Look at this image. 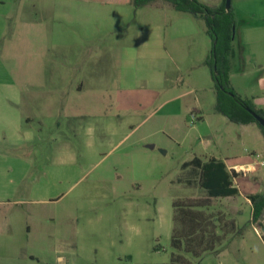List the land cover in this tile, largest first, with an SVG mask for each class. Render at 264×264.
<instances>
[{
    "label": "rangeland",
    "instance_id": "1",
    "mask_svg": "<svg viewBox=\"0 0 264 264\" xmlns=\"http://www.w3.org/2000/svg\"><path fill=\"white\" fill-rule=\"evenodd\" d=\"M0 1V264H169L173 202L205 197L198 175L184 166L193 150L203 148L192 131L199 118L192 114L195 125L182 121V131L192 135L177 146L162 133L147 138L158 128L152 117L116 104L113 91L85 88L83 96H75L73 82L92 80V69L101 73L99 84L116 79L109 58L125 46L126 12L111 0ZM263 8L255 16L235 12L232 79L238 94L246 91L240 79L258 83L262 77L244 67L239 34L245 24L263 20ZM47 22L48 31L42 30ZM198 27L210 49L205 23ZM207 74L200 85L213 86L209 69ZM45 84L46 94L40 89ZM110 97L111 106L105 104ZM42 98L62 99L65 110L57 116L44 112L38 104ZM72 102L83 105L89 117H73ZM140 123L131 134L130 126ZM208 125L200 131L207 138L215 131L209 138L214 155L248 150L238 138L239 125L222 115L212 120L213 128ZM198 155L203 161L215 158ZM234 165L228 162V169ZM254 168L247 173L250 179L240 172L237 196L215 199L202 209L204 216H213L211 223L203 221V229L213 230L221 243L229 241L227 250L220 258L179 253L190 264H264V211L253 223L247 199L263 191L264 166ZM234 226L243 232H232ZM181 227L176 224L178 234Z\"/></svg>",
    "mask_w": 264,
    "mask_h": 264
},
{
    "label": "crops",
    "instance_id": "2",
    "mask_svg": "<svg viewBox=\"0 0 264 264\" xmlns=\"http://www.w3.org/2000/svg\"><path fill=\"white\" fill-rule=\"evenodd\" d=\"M82 1L84 4L90 2L97 3L95 0ZM198 1L212 8L220 7L224 2V0ZM263 1L264 0H232L234 16L237 9L243 10L254 16L260 14L259 8L264 7ZM111 2L124 8L126 12V30L124 31L122 43V45L125 46L123 49H119L118 52L110 55L109 58L108 68L115 74L116 79L113 83L110 82L105 85L99 84L100 82H97L98 78L96 75H100L101 73L96 69H92L91 72L93 74L96 73L93 75L92 80L88 81L86 84L84 81H81V79L73 82L72 86L75 88V96L77 98L83 96L85 94V88L88 90L108 89L109 91H113L115 92V96H117L116 99H114L116 104H129L133 107L132 112L135 115L141 116L147 111L148 117H152V126H157L158 128L156 131H153L155 133H148L147 138H152V136L162 133V135H164L163 137H166L177 146H181L188 141V138H191V130L189 135L182 131L181 123L189 119L191 123L195 125V122H192V114H195L199 118V125L194 127L192 131H194L193 134H196L195 136L198 137V143L200 146L202 145L203 148L200 150H193L191 152V157L186 159L184 163H188L195 157H199L198 153H200L201 156L207 155L222 160L226 165H228V162L234 163L235 165L231 166L230 169L239 166L242 169H250L254 172V166H259L257 164L264 162L262 161L263 159H261V155L264 156V136L261 130L256 128L253 123L248 125L239 124L242 130L241 133L238 134V138L248 148L242 155H229L228 153L226 155L225 153H221L222 156L214 155L215 153L210 149L213 145L212 140L209 138L215 134V131L211 130V134L208 135L209 138L201 134L200 130L203 125H208L209 123L211 128H213L212 120H216L218 115H221L215 111L216 95L214 85L208 87H204L207 86L205 84L200 85L202 82L204 83L208 77V68L204 65V61L210 51V49L206 47V43L204 42L206 40L202 38L198 27V23H202L203 21L195 14L174 10L170 4L162 0H156L138 9L131 3L118 4L117 0H111ZM257 2H259V6H257ZM98 3L103 4L106 2L105 0H100ZM0 4L4 3L0 1ZM261 12H264V8ZM263 20L258 23L245 24L241 28L239 34L244 67H253L257 72H262V77L258 83L254 82L255 79H240L243 81L246 91H244V93H239V95L249 100L254 107L262 111H264ZM235 24L234 41L237 35L236 18ZM42 25H45V29L42 28V30L48 31L50 22ZM204 35H207L206 29L204 30ZM236 58L237 54L233 46V55L230 60V80L233 87L232 70ZM48 88L49 86L47 84L40 87L45 94ZM112 101L113 99L110 97L108 101H105V104L107 103L111 106ZM38 104L44 108V112L50 110L53 114L55 113V116H57L59 112L65 110L62 99L58 98H42L38 101ZM73 104L75 105V103L72 102V105ZM149 106H153V109L149 110ZM10 108L9 106V109ZM208 108H212L211 111L214 113L213 116L209 115ZM84 110L83 105H75V107L72 108L73 117L78 119L89 117V114ZM138 118L137 116L135 120ZM140 125H143V123L131 125V134L138 131ZM152 128L149 127L148 130ZM150 146L153 145H147L146 147L151 150L154 149V146L153 148H150ZM246 152L252 155L247 157ZM164 153L166 152L164 151ZM255 160H260L261 162L257 164L252 163ZM241 176L242 175L239 173V177L235 180V183ZM243 176L247 178L248 174L246 173ZM250 178L251 177H248V179ZM256 183V178L252 179V181L250 180L251 185ZM262 192L259 190L250 195L262 194ZM227 247L228 244L225 245L222 252H218L214 255L220 258L227 250Z\"/></svg>",
    "mask_w": 264,
    "mask_h": 264
},
{
    "label": "trees",
    "instance_id": "3",
    "mask_svg": "<svg viewBox=\"0 0 264 264\" xmlns=\"http://www.w3.org/2000/svg\"><path fill=\"white\" fill-rule=\"evenodd\" d=\"M154 1L156 0H117V3H131L138 9ZM162 1L170 4L178 12L197 15L205 23L206 33L210 38V51L204 65L209 69L214 84L215 111L234 124L248 125L255 123L264 136L263 127L245 108L249 107L263 119L264 111L254 107L249 100L243 99L235 91L230 80V60L233 55L236 25L232 6L227 11L225 0L222 6L216 8L209 7L198 0ZM184 166H191L196 172L198 186L205 192V197L173 202L174 227L171 235V247L174 252L169 264H190V261L179 253L200 259L207 254H217L220 247L224 248L229 241L224 240L221 243L219 236L215 235L213 230L207 233L203 229V221L211 223L213 216H204L202 209L208 208L215 199L234 197L239 194V190L235 185L239 173L229 170L224 161L216 158L203 161L195 157L192 161L185 163ZM247 198L252 205V222L254 223L260 219L264 211V188L262 194L248 195ZM176 224L183 226L179 234L176 230ZM234 227L235 229L233 228L232 232L239 233V235L243 232V229ZM262 239L264 241V235ZM223 244L224 246H222Z\"/></svg>",
    "mask_w": 264,
    "mask_h": 264
},
{
    "label": "water",
    "instance_id": "4",
    "mask_svg": "<svg viewBox=\"0 0 264 264\" xmlns=\"http://www.w3.org/2000/svg\"><path fill=\"white\" fill-rule=\"evenodd\" d=\"M232 6V0H225V8L226 10H230ZM247 112H249L255 119L257 122H259V124L263 127L264 129V119L262 117H260L259 115H257L253 110H251L249 107L245 108ZM150 148H153V146H150Z\"/></svg>",
    "mask_w": 264,
    "mask_h": 264
},
{
    "label": "built area",
    "instance_id": "5",
    "mask_svg": "<svg viewBox=\"0 0 264 264\" xmlns=\"http://www.w3.org/2000/svg\"><path fill=\"white\" fill-rule=\"evenodd\" d=\"M257 165L264 166V162L259 163V164H257ZM233 169H234V171H236V173H240V172L242 171L244 174L253 171V170H250V169H244V170H237L236 168H233Z\"/></svg>",
    "mask_w": 264,
    "mask_h": 264
}]
</instances>
